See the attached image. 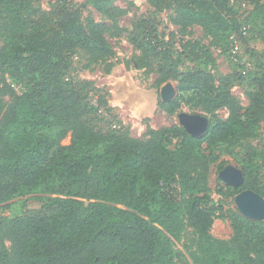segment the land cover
I'll use <instances>...</instances> for the list:
<instances>
[{
    "label": "trees",
    "instance_id": "obj_1",
    "mask_svg": "<svg viewBox=\"0 0 264 264\" xmlns=\"http://www.w3.org/2000/svg\"><path fill=\"white\" fill-rule=\"evenodd\" d=\"M149 1L173 9L181 29L199 26L213 46L234 57L231 36L238 25L229 18L232 0ZM248 1L254 5L248 24L261 23L257 37L264 46V0ZM36 2L0 0V80L9 74L24 85L9 102L0 99V207L14 198L31 197L35 203L0 221L1 264H264V222L211 206L207 187L195 174L199 168L206 175L219 150L254 137L264 118V65L254 73L249 63V74L216 86L211 73L171 67L156 30L130 33L138 67L152 65L161 82H178V96L164 102V110L175 114L187 100L213 116L201 138L177 125L133 139L102 128L89 86L69 78L77 70L76 53L89 65L110 59L107 26H85L66 8L46 22ZM91 3L116 18L115 0ZM232 81L249 82L248 106L231 94ZM223 108L226 120L216 117ZM250 153L244 185L229 191L264 197L252 176L258 155ZM218 219L229 221L231 240L212 236ZM187 221L194 230L185 246L190 262L177 257L173 242L182 239Z\"/></svg>",
    "mask_w": 264,
    "mask_h": 264
},
{
    "label": "rangeland",
    "instance_id": "obj_2",
    "mask_svg": "<svg viewBox=\"0 0 264 264\" xmlns=\"http://www.w3.org/2000/svg\"><path fill=\"white\" fill-rule=\"evenodd\" d=\"M91 1L94 0H37L36 8L41 14L44 13L46 22L55 19L59 8H66L74 12L85 26L91 22L107 26L105 37L113 51L110 59L92 62V65H89L86 57L76 53L74 61L77 70L69 78L87 83L89 102L98 111L100 126L110 128L118 134L128 135L133 139H147L151 131L180 125L178 116L183 112L200 114L211 121L213 119L211 114L187 100H181V106L175 114L164 110L161 90L170 83L176 89L174 97L176 98L178 82L175 80L161 82L159 73L152 65L150 68L138 67L139 52L130 40V33L137 31L142 33L144 29V32L149 34L156 30L159 44L171 67H177L179 72L199 69L211 73L216 86L238 78L240 73L247 74L246 66L249 63L254 73H259L258 66L264 65V46L257 37L261 23L248 24V18L254 10V5L248 0L230 2L229 18L238 25V31L234 35L239 49L233 58L225 55L220 47L213 46L211 41L204 37L199 26L183 30L175 25L173 22L175 13L171 8L154 6L149 0H115L117 16L110 18L98 12ZM188 43L193 46L186 48L185 45ZM237 64L244 65L245 69L237 68ZM2 78L5 80H0V99L9 102L12 92L16 94L23 92L24 85L21 82L15 81L9 74ZM251 90L249 82H231V94L244 107L250 104ZM216 117L226 120L229 112L226 108L220 109L216 112ZM68 141L69 139L66 140ZM250 152L258 155L254 160L255 166H252V176L264 188V118L258 125L254 137L243 140L236 148L219 150L217 161L210 163L206 175L201 169H195L196 176L202 185L207 187L211 206L218 208L222 205L225 210H237L235 197L238 193L230 194V186L219 179V166L223 163L231 164L244 171L251 160ZM26 204L35 203L31 197L10 200L0 207V221L3 218L12 219L22 215ZM211 234L218 240L229 241L233 238V230L228 220H216ZM193 237L194 230L190 221H187L182 239L173 241L177 257L184 262H190L185 246L191 244Z\"/></svg>",
    "mask_w": 264,
    "mask_h": 264
},
{
    "label": "water",
    "instance_id": "obj_3",
    "mask_svg": "<svg viewBox=\"0 0 264 264\" xmlns=\"http://www.w3.org/2000/svg\"><path fill=\"white\" fill-rule=\"evenodd\" d=\"M176 94V89L166 84L161 90L163 102L171 101ZM179 123L185 131L194 138H201L208 130L210 120L200 114H179ZM219 179L227 186L235 190L241 188L245 182V173L234 165H225L219 172ZM235 205L238 212L250 220L264 222V197L252 190H244L235 197Z\"/></svg>",
    "mask_w": 264,
    "mask_h": 264
},
{
    "label": "built area",
    "instance_id": "obj_4",
    "mask_svg": "<svg viewBox=\"0 0 264 264\" xmlns=\"http://www.w3.org/2000/svg\"><path fill=\"white\" fill-rule=\"evenodd\" d=\"M231 40H232V48H233V51L236 53L239 49V46H238V41H237V38L235 35L231 36Z\"/></svg>",
    "mask_w": 264,
    "mask_h": 264
}]
</instances>
